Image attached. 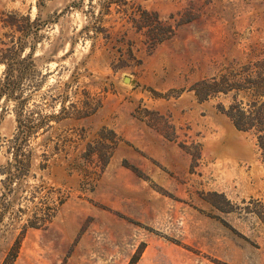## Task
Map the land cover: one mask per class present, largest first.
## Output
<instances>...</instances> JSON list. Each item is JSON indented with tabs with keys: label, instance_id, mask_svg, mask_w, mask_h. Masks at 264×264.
Masks as SVG:
<instances>
[{
	"label": "rangeland",
	"instance_id": "374dc122",
	"mask_svg": "<svg viewBox=\"0 0 264 264\" xmlns=\"http://www.w3.org/2000/svg\"><path fill=\"white\" fill-rule=\"evenodd\" d=\"M132 8L159 14L173 37L149 46ZM0 12L40 26L34 85L46 78L41 89L25 85L28 110L57 116L67 96L69 117L26 142L32 166L9 187L16 102L0 99V264L19 238L15 264H264L256 141L220 112L230 98L200 102L193 90L264 56V0H0ZM90 22L112 34L94 51L79 35ZM88 98L98 110L73 118L70 107ZM111 131L108 163L105 152L80 158L91 142L111 144ZM61 199L47 227L25 230Z\"/></svg>",
	"mask_w": 264,
	"mask_h": 264
},
{
	"label": "trees",
	"instance_id": "16d2710c",
	"mask_svg": "<svg viewBox=\"0 0 264 264\" xmlns=\"http://www.w3.org/2000/svg\"><path fill=\"white\" fill-rule=\"evenodd\" d=\"M110 2L109 4H111ZM110 5L102 11V17L111 14ZM131 19V25L137 32L141 33L149 46L156 47L165 41L171 39L175 33L172 25L161 19L159 14L142 10L140 8L125 11ZM129 13V14H128ZM1 28L7 30L0 38V65L5 67L0 81V99L6 101L14 100L16 102L15 113L17 129L16 134L11 141L12 146L9 149L11 160L8 162L7 179L8 186H13L22 176L25 175L31 166L32 158L25 152L26 142L39 130L46 129L51 120H64L61 115L66 114V102L68 97H60L62 108L57 116H49L34 119L33 112L29 111L27 104L29 98H24L23 89L25 85L31 89H41L46 76H43L38 84L34 85L36 79L42 76L36 71L34 54L37 44V32L40 30L38 23H31L30 18L20 16L17 12L8 14L0 12ZM97 24L88 23L84 26L79 35L91 41L92 51L96 49L99 40L111 41L112 34L110 30ZM27 49L29 53L26 54ZM197 99L200 102L208 101L211 98L225 96L230 98V104L225 107L220 105L218 108L234 125L239 132L251 135L261 154V160L264 164V56L249 60L239 68H228L218 75L198 82L193 88ZM21 93V94H20ZM73 110V118H83L96 112L98 105L94 106L91 100H86L83 107L73 104L70 107ZM71 118V117H70ZM111 144L103 145L99 141L91 142L87 145L84 154L80 158L87 163L93 162V157L101 159V155L107 153L108 163L113 155L117 145L116 133L111 131ZM66 200H60L55 206H47L45 209H36L34 216L25 225V230L29 228L39 229L47 227L48 224L57 215L61 206ZM4 213L1 212L0 203V222ZM21 248V239L19 238L9 250L3 264H15Z\"/></svg>",
	"mask_w": 264,
	"mask_h": 264
}]
</instances>
